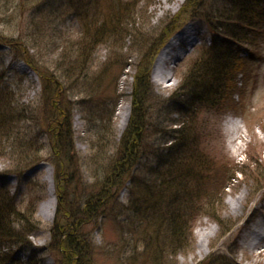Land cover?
Wrapping results in <instances>:
<instances>
[{
    "label": "rangeland",
    "instance_id": "obj_1",
    "mask_svg": "<svg viewBox=\"0 0 264 264\" xmlns=\"http://www.w3.org/2000/svg\"><path fill=\"white\" fill-rule=\"evenodd\" d=\"M120 1L52 0L51 4L45 7L40 0H11L8 8L0 7V16L4 15L0 33L18 42L20 36L29 41V37L34 36L33 42L39 47H36L37 50L31 49L29 53L39 60L37 64L40 73L53 74V78L61 84L59 103L61 109L69 115L72 145L78 156L91 157L96 148L91 146L93 143L97 144L105 139L108 141L103 148L106 152V159L101 160L103 165L97 166L91 162L93 160L87 161L84 158L79 159L74 166L69 165L74 171V179H71L67 190L75 188V191L69 192L76 195L80 201L84 188L87 194L98 192L102 179L107 174L106 168L123 154L124 149L119 142L133 115L132 88L136 73L134 66L143 55L141 48L137 47L136 52L132 49L142 42L148 45L150 41L169 31L168 39L157 46L151 58L148 80L152 93L147 100L148 112L144 116L147 122L143 132L144 140L138 150L145 151L156 147L157 150H150L149 153L155 152L166 159V133L157 129L163 128L167 131L178 127L171 122L173 119L180 124H186V121L190 120L189 132L192 136H197L198 143L195 148L197 151L193 150V156L197 155L198 159H201L199 166L205 167L210 173L207 179L197 177L190 185H201V191L211 194L207 197L204 195L200 201L202 204L199 202L200 213L192 222H188L189 235L183 248H174L172 251L170 246L167 247L166 240H163L167 237L166 232L162 230L151 229L146 232L149 234L147 237H141L145 232L133 231L136 235L130 236L132 223L129 208L131 205L138 206L149 198L145 196L148 195L147 188L141 187L144 186L143 183L140 186V179L133 182L130 177L135 175L136 179L139 177L144 180L147 177L145 181L157 180L154 177L149 179L154 174L148 170V166L153 165L155 159L150 155L142 156V159L139 158L131 165L122 186L106 204L98 220L86 225L84 229L90 239V256L93 262L208 264L211 257L215 264H264V256L258 255V249L251 250L247 243L254 223L264 216V0H260L259 8L252 11V18H260L258 25H255L258 33L252 48L249 47L250 43L242 42L228 49L230 55L237 54L244 62L243 72H238L230 98L226 99L224 107L219 111L201 108L190 114L187 110L178 112L177 103L183 104L186 98L183 93L184 86H181L182 80L190 63L197 57L199 49L208 45L210 34L206 20L210 22L213 30L222 34L223 22L218 12L224 10L222 6L225 3L230 2L204 0L203 4L197 7V12L195 9L190 10L178 19L177 15L187 0H138L135 7L122 12L115 19L116 27L102 34L91 52L88 49L81 50L80 39L84 40L86 28L84 25L95 21L94 8L98 9L99 14L102 12L104 18L110 19L114 7H117ZM87 3L90 5V11L84 14L85 20L80 21L75 11ZM58 7L62 11L58 10ZM173 18L179 20L178 24L172 25ZM129 27L130 30H137L136 37L127 36ZM183 27H188L197 36V43L189 55L177 62L169 76L166 65V79L163 84H156L151 80L154 61L164 45ZM226 33L229 34V31L226 30ZM57 41L60 52L51 55L46 48H51ZM75 61L85 67L82 70L83 75H80L79 71V77L75 74L76 78L60 77L58 68H66L70 63L76 66ZM24 63L8 46L0 44V94L4 93L1 99L6 96L7 103L11 105L9 118H14L12 114L18 115L13 113L14 110L27 116L15 126L19 128L17 132H14V127L9 129L11 140L9 138L8 141H0V151L3 150L0 153L3 155L0 157V196L5 193L13 199V209L18 215H25L30 202L37 198L32 218L38 222L39 228L32 236L27 237L29 247L9 246L13 252L12 260L30 264L31 260L36 264H58L53 256L55 254L47 249L56 208L54 167L46 158L51 152L46 133L50 120L45 121L42 118L47 96L41 95L39 75ZM51 89L55 91L54 87ZM166 99L170 102L165 101ZM125 109L126 119L123 117ZM98 120L105 123L101 134L95 126V121ZM124 140L128 145L130 136H126ZM31 142L35 144L33 151L28 153L33 160L31 168L20 173L18 171L21 169L13 166L16 154L11 161L7 154L10 150L6 148L5 151L4 146L10 147L12 143L15 145L12 149L16 152L22 149L25 143ZM186 154L188 153H182V156ZM98 162L100 163L99 160ZM46 175H50L52 179L53 198H50L47 192ZM239 194L243 197L238 209H234L232 202ZM47 201L50 207L48 210L43 209ZM135 211L136 209L133 210ZM12 218L13 216H10V219ZM15 223L17 230H20V223ZM207 234L209 237L205 240ZM145 239L153 240L152 245L161 243L164 249L160 251L157 244L153 250L152 247L146 252ZM17 244L19 245V242Z\"/></svg>",
    "mask_w": 264,
    "mask_h": 264
},
{
    "label": "trees",
    "instance_id": "obj_2",
    "mask_svg": "<svg viewBox=\"0 0 264 264\" xmlns=\"http://www.w3.org/2000/svg\"><path fill=\"white\" fill-rule=\"evenodd\" d=\"M51 1L52 0H40V2L45 4V7L51 4ZM227 1L230 3H225L222 6L224 10H221L220 13L218 12L219 18H222L223 22L221 32L224 31L222 34L213 30L210 22L206 20L214 36V41L211 47L199 50L197 57L192 60L189 65L190 67L186 71V76L182 80L181 85L184 86L183 93L186 98L183 104L177 103L179 113L183 110H187V113L190 114L201 108H212L217 111L221 110L226 103V99L231 96V91L236 83L235 79L238 72H243V60L238 58L237 54L231 53L230 55L228 49L230 46L242 42L250 43V48L254 45L253 40L258 33L255 25H258L260 18L259 16L252 18V11H254V8H259L258 3L260 0ZM203 2L204 0H187L179 15H177V18L184 17L190 10L192 11L195 9L197 12V7L203 4ZM10 3L11 0H0V7H5L6 9ZM137 3L138 0H121L117 3V7H114L110 19L107 17L104 18V14L102 12L99 14L98 9L94 8L93 11L95 14L93 17L95 21L92 20L87 25H84L86 28L83 34L84 40L80 39V44L82 46L81 50L88 49L91 52L93 47L98 44L100 36L108 29L115 26V19L120 16L122 12L135 7ZM59 9L60 7H58V10ZM60 11H62V9H60ZM87 11H90V5L88 3L84 4L81 9H77L75 15L77 18H80V21H84L85 18L83 16ZM113 16L115 18H113ZM177 18H173L174 22L172 25L175 23L178 24L179 20ZM3 20L4 15L0 16V24ZM92 28L94 31L93 33ZM226 30L229 31L230 35L226 33ZM168 34L169 31H165L155 38L154 41H150L151 43L149 42L148 45L142 42L132 49L133 52H136L137 47L141 48L143 55L140 56L137 64L134 66L136 73L134 75V86L132 88L133 115L129 121L128 128L124 131L119 142L121 148L124 149L122 152L123 154L114 159L110 166L106 168L107 174L102 179L98 192L87 194L88 192L85 191L84 188L82 201H80L77 199L76 195L74 196V194L70 193L71 191H75V188L69 190L70 192L67 190V186L70 184L71 179H74V171H72L70 167L77 164L79 159L82 158L87 161L93 160L91 162L96 163L97 166L103 165L101 160L104 158L106 159V152L103 148L106 147L105 144L108 141L105 139V141L102 142L98 141L97 144L93 143L91 146H96V148L93 150V155L91 157H89V155H86L87 157L78 156V153H76L72 145L69 115H66L65 111L62 110L60 106L61 84L53 78V74H41L39 71V64H37L39 60L34 57V54L29 53L31 49L35 50L36 47H39L36 42H33L34 36L29 37L30 41L28 39V41L26 39L24 40V37L22 39L20 36L18 42V40H12L9 36L0 33V44L8 46L17 58L24 61L39 75L42 86L41 95L47 96L45 104L46 109L42 118L45 119V121L50 120L49 125L46 127V133L49 138L51 152L46 158L54 167L53 179L56 195L55 216L50 227L51 239L47 245V249L55 254L53 256L58 264H95L90 256V239L84 229L86 225H91L98 220L106 204L109 203L110 199H113L114 194H116L119 187L122 186L125 177L130 171L129 168L131 165L137 162L139 158L142 159V156L150 155L155 159V163L148 166V170L151 174H154V176L151 175L149 179L154 177L157 178V180L154 181L155 179H152L150 181H145L147 177H145L144 180L139 177L136 179L135 175L130 177L133 182L140 179V186L141 183H143L144 186L141 187H145L148 190V195L144 193L145 196H149L146 202H140L138 206L131 205L129 208L131 214L130 222L132 223L129 231L130 236L136 235L133 231H136V233L145 232L141 237H147L149 234H146V232L151 231V229L162 230L166 232V239L161 238L166 240L168 244L166 245L167 247L170 246L172 251L174 248H183L189 235L188 222H192L194 217L200 213L201 207L199 206V202L204 198V195L207 197L211 194L201 191V185H190V182L192 181L191 183H194L193 180L196 181L197 177L207 179V176L210 174L205 167L199 166L201 163H199V160L201 161V159H198L197 155L193 156V150L197 151L195 148L198 143L196 141L197 136H192L191 132H189L191 126L190 120H187L186 124L183 122L180 124V122L173 119L171 122L178 127L168 129L167 131L163 128L157 129L164 134L166 133L167 146L165 145L164 147L166 148V159L160 157L159 154L155 152L149 153L150 150H157L156 147L154 149L151 147L145 151L138 150L144 140L143 132L147 124L144 120V116L145 113L148 112L149 103H147V100L152 93L148 80L151 58L157 46H160L166 40ZM231 34H233V36ZM32 35H34V32ZM98 35L99 37H97ZM127 36L129 38L133 36L136 37L137 30H134V28L130 30L129 27ZM58 42L59 41H57V43L54 42L51 48H46V51L50 52L51 55L60 52L58 50ZM68 55L69 57L71 56L70 51ZM75 63L76 66L70 63L66 68L59 67L60 77L66 78L73 76L74 78L75 74L79 77V71L80 75H83L84 71L82 70L85 69V67H83V64L79 65L78 61H75ZM64 71L66 75H64ZM51 87H54L55 91H53ZM3 95L4 93L0 94V141H8L11 137L9 135L11 134L9 129L14 127V132H17L19 128L15 126L27 116H24L21 111L14 110L13 113H18V115L12 114L14 118H9L10 115L8 112H10L11 105L7 103L6 96L4 99H1ZM165 101L170 102L168 99ZM166 106L167 104L165 107ZM102 121H95L96 129L100 134L103 133L105 128V123ZM126 136H130L128 145L124 143V138ZM15 140L14 138V141ZM34 145V142L30 144L25 143L22 149L16 152L12 149L15 147L14 144L11 143L10 147L4 146L5 151L6 148L10 150L7 154L11 161H13V155L16 154L13 166L16 165L15 167L18 170L21 169L18 172L21 173L31 166L33 160L28 153L33 151ZM162 150L164 151V149ZM1 152H3V150H1L0 153ZM182 153L188 154L183 157ZM1 156L3 155L0 154V157ZM94 178L97 180L96 177ZM2 201L4 203H0V264H30L28 262L20 263L13 261L9 246L27 245L29 243L27 237L32 235L33 232L39 228L38 222L34 221L32 218L35 213L37 198H34L30 202V206L28 207L29 210L26 209L25 215L17 214V211L13 209L15 206L13 199L8 197L5 193L0 196V202ZM134 209H136L135 212H133ZM10 216H13V218L10 219ZM15 222L20 223V230H17ZM144 241L146 242V252L152 247L153 250L154 246L157 244L160 251L164 249V245L161 243L157 242L155 245H152L153 240L145 239ZM17 242H19V245ZM209 258L208 264H215V260L213 261L211 257ZM31 263L36 264V262L32 260Z\"/></svg>",
    "mask_w": 264,
    "mask_h": 264
},
{
    "label": "bare ground",
    "instance_id": "obj_3",
    "mask_svg": "<svg viewBox=\"0 0 264 264\" xmlns=\"http://www.w3.org/2000/svg\"><path fill=\"white\" fill-rule=\"evenodd\" d=\"M177 2H180L177 0ZM193 33L188 27H183L179 31H177L170 40L164 45L162 50L159 52L158 57L154 61V65L152 68L151 80L156 84H163L164 79H166L167 74H172L173 69L175 68L177 62L180 59H183L187 56L194 46L195 42L190 37ZM187 45L183 48L180 44L188 41ZM167 65V66H166ZM165 66L167 68V74L165 70ZM165 70V71H164ZM126 109L123 113V117L126 119ZM123 118V119H124ZM45 180L48 184L47 192L50 198H53V190H52V179L50 175L45 176ZM242 195H237L232 202L234 209H238L239 203L242 199ZM49 201V200H48ZM48 201L44 204L43 209H50L48 205ZM53 208V206H51ZM209 235H205V240ZM247 243H249V248L251 250L258 249V255L264 256V216L261 220L254 223L251 232L249 233V237L247 238Z\"/></svg>",
    "mask_w": 264,
    "mask_h": 264
}]
</instances>
